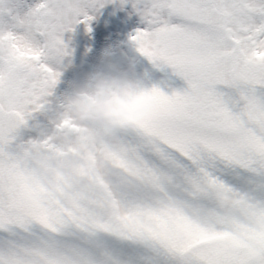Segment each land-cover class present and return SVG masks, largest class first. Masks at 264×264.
I'll use <instances>...</instances> for the list:
<instances>
[{"label": "snow or ice", "instance_id": "1", "mask_svg": "<svg viewBox=\"0 0 264 264\" xmlns=\"http://www.w3.org/2000/svg\"><path fill=\"white\" fill-rule=\"evenodd\" d=\"M105 2L0 0V264H264V0H138L179 86L36 123Z\"/></svg>", "mask_w": 264, "mask_h": 264}, {"label": "rangeland", "instance_id": "2", "mask_svg": "<svg viewBox=\"0 0 264 264\" xmlns=\"http://www.w3.org/2000/svg\"><path fill=\"white\" fill-rule=\"evenodd\" d=\"M128 2V0L116 1L115 5H120V7L118 6L120 9L114 10V3L106 0L104 7L94 15L92 24H90L96 35L85 43L75 42V29L70 33H65L63 39L69 50V55L62 61L59 83L53 96L49 98L46 110L37 114L36 123L48 125L49 120L56 119L61 111L60 106L71 98L76 87L86 84L97 68L102 66L107 68L113 63L118 62L127 72L130 83L150 88L175 81L176 86H179L177 78L170 73L154 71L155 67L136 50L131 38L137 30L145 29L146 24L138 14L137 8L123 7V4ZM135 11L137 14L133 16L132 12ZM115 23L118 25L113 26ZM76 57H78V63ZM69 58L72 61L69 62ZM159 70L166 72L167 69ZM61 83H64V87H66L63 92L58 91V86Z\"/></svg>", "mask_w": 264, "mask_h": 264}, {"label": "clouds", "instance_id": "3", "mask_svg": "<svg viewBox=\"0 0 264 264\" xmlns=\"http://www.w3.org/2000/svg\"><path fill=\"white\" fill-rule=\"evenodd\" d=\"M127 72L120 64L113 63L107 68H97L86 84L76 87L69 100L82 101L85 106L99 108L100 105L108 102H115L117 99L127 100L123 94V86L129 84ZM112 89L116 95H109L108 89Z\"/></svg>", "mask_w": 264, "mask_h": 264}, {"label": "water", "instance_id": "4", "mask_svg": "<svg viewBox=\"0 0 264 264\" xmlns=\"http://www.w3.org/2000/svg\"><path fill=\"white\" fill-rule=\"evenodd\" d=\"M84 33H85V28L82 29L81 27H79L78 38L81 39Z\"/></svg>", "mask_w": 264, "mask_h": 264}]
</instances>
